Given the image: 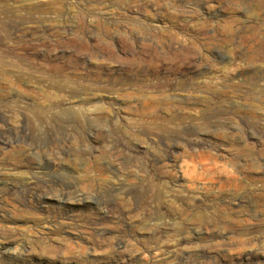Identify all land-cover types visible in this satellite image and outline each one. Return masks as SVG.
Wrapping results in <instances>:
<instances>
[{
  "label": "rangeland",
  "instance_id": "374dc122",
  "mask_svg": "<svg viewBox=\"0 0 264 264\" xmlns=\"http://www.w3.org/2000/svg\"><path fill=\"white\" fill-rule=\"evenodd\" d=\"M0 264H264V0H0Z\"/></svg>",
  "mask_w": 264,
  "mask_h": 264
},
{
  "label": "bare ground",
  "instance_id": "6f19581e",
  "mask_svg": "<svg viewBox=\"0 0 264 264\" xmlns=\"http://www.w3.org/2000/svg\"><path fill=\"white\" fill-rule=\"evenodd\" d=\"M13 4L15 3V2H12Z\"/></svg>",
  "mask_w": 264,
  "mask_h": 264
}]
</instances>
